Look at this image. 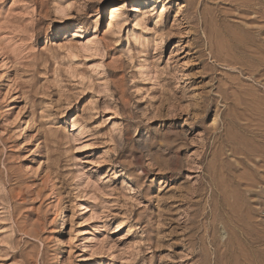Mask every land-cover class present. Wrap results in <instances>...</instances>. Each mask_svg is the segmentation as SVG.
Wrapping results in <instances>:
<instances>
[{
    "label": "rangeland",
    "instance_id": "374dc122",
    "mask_svg": "<svg viewBox=\"0 0 264 264\" xmlns=\"http://www.w3.org/2000/svg\"><path fill=\"white\" fill-rule=\"evenodd\" d=\"M258 1L0 0V264H264Z\"/></svg>",
    "mask_w": 264,
    "mask_h": 264
},
{
    "label": "bare ground",
    "instance_id": "6f19581e",
    "mask_svg": "<svg viewBox=\"0 0 264 264\" xmlns=\"http://www.w3.org/2000/svg\"><path fill=\"white\" fill-rule=\"evenodd\" d=\"M264 3V0H262V1H258V5L260 6L261 4H263ZM259 8H257V10H258ZM257 12H259V11H257ZM259 20V19H258ZM65 222V214L62 216V218H61V224H63Z\"/></svg>",
    "mask_w": 264,
    "mask_h": 264
}]
</instances>
